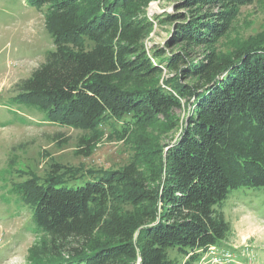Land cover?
<instances>
[{
    "label": "trees",
    "instance_id": "1",
    "mask_svg": "<svg viewBox=\"0 0 264 264\" xmlns=\"http://www.w3.org/2000/svg\"><path fill=\"white\" fill-rule=\"evenodd\" d=\"M153 1L28 0L46 7L53 49L16 85L22 107L78 131L76 156L106 124L133 148L120 170L74 182L53 165L14 188L41 234L32 264H198L231 233L229 196L264 189V39L215 50L256 0H181L184 13L166 18L174 38L148 49ZM164 71L175 75L161 81ZM161 133L174 143L162 148Z\"/></svg>",
    "mask_w": 264,
    "mask_h": 264
},
{
    "label": "rangeland",
    "instance_id": "2",
    "mask_svg": "<svg viewBox=\"0 0 264 264\" xmlns=\"http://www.w3.org/2000/svg\"><path fill=\"white\" fill-rule=\"evenodd\" d=\"M180 1L155 0L146 7V17L153 24L145 41L148 49L165 48L174 38V23L166 18L184 13L177 6ZM45 9L30 6L28 0H0V264H32L29 250L40 240L31 210L14 193L18 184L32 177L41 181L53 165L72 171L77 180L73 181L79 182L88 172L120 170L133 156V148L120 139L115 124L100 128L102 138L89 157L76 156L78 131L51 124L41 113L20 104L16 85L53 49L45 29ZM262 39L264 0H256L240 9L215 50L227 57ZM203 51L195 48L192 57L202 56ZM174 75L164 71L161 81ZM188 111L181 108L175 116L182 122ZM176 135L161 133L160 146H171ZM224 214L231 227L228 239L219 251L211 249L198 264H264V189L231 194Z\"/></svg>",
    "mask_w": 264,
    "mask_h": 264
}]
</instances>
